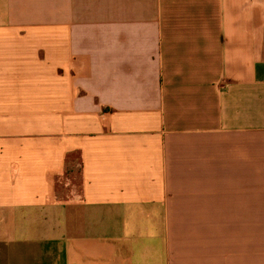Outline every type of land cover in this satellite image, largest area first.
I'll use <instances>...</instances> for the list:
<instances>
[{
  "label": "crops",
  "instance_id": "obj_1",
  "mask_svg": "<svg viewBox=\"0 0 264 264\" xmlns=\"http://www.w3.org/2000/svg\"><path fill=\"white\" fill-rule=\"evenodd\" d=\"M0 264H264V0H0Z\"/></svg>",
  "mask_w": 264,
  "mask_h": 264
}]
</instances>
